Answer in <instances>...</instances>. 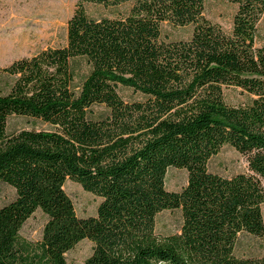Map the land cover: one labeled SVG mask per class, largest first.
Masks as SVG:
<instances>
[{
  "label": "trees",
  "instance_id": "trees-1",
  "mask_svg": "<svg viewBox=\"0 0 264 264\" xmlns=\"http://www.w3.org/2000/svg\"><path fill=\"white\" fill-rule=\"evenodd\" d=\"M206 1L77 0L64 46L3 68L13 81L0 93V181L16 197L0 207V264H67L84 239L93 251L83 264H264L235 252L241 233L264 240V0H227L237 5L230 31L205 17ZM86 3L125 10L92 17ZM163 23L193 31L167 40ZM77 58L90 68L79 84ZM225 87L246 101L228 104ZM11 115L51 128L8 133ZM225 145L246 171L209 170ZM170 167L187 171L180 191L166 188ZM68 179L101 198L96 215H77ZM38 209L47 221L34 243L20 232ZM173 209L180 231L158 235L157 215Z\"/></svg>",
  "mask_w": 264,
  "mask_h": 264
},
{
  "label": "rangeland",
  "instance_id": "rangeland-1",
  "mask_svg": "<svg viewBox=\"0 0 264 264\" xmlns=\"http://www.w3.org/2000/svg\"><path fill=\"white\" fill-rule=\"evenodd\" d=\"M77 6V0H0V93H6L13 77L3 68L13 61L29 57L49 48L64 46L67 41V23ZM92 17H112L125 6L107 8L92 3L84 4ZM237 5L227 0H207L204 15L207 19L230 31ZM162 37L167 40L187 39L191 36L193 26H174L163 23ZM257 43L264 45V17L259 23ZM75 74V84H79L89 71V64L84 58H77L71 63ZM120 94L126 100L141 99L139 93L131 89L120 88ZM224 97L228 104L244 103L247 95L240 88L225 87ZM94 113L104 112L103 106H94ZM51 126L43 121L26 116L11 115L8 119V133H16L23 129H49ZM210 171L231 177L247 170L245 156L234 148L225 145L213 156L209 163ZM186 169L170 167L166 174V188L180 191L187 183ZM65 191L74 202L78 216L88 217L97 213L101 198L87 192L83 187L71 180L64 185ZM16 190L10 184L0 181V207L12 202ZM264 217V205L262 207ZM47 216L40 209L24 223L21 229L22 238L38 242L42 239L43 227ZM182 212L180 209L163 210L156 217L155 230L158 235L166 236L180 231ZM93 251V243L89 239L80 241L66 253L67 264H83ZM238 256L264 255V240L247 233H241L236 244Z\"/></svg>",
  "mask_w": 264,
  "mask_h": 264
}]
</instances>
